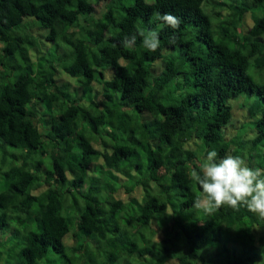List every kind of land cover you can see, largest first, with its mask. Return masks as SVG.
Here are the masks:
<instances>
[{
	"label": "trees",
	"instance_id": "1",
	"mask_svg": "<svg viewBox=\"0 0 264 264\" xmlns=\"http://www.w3.org/2000/svg\"><path fill=\"white\" fill-rule=\"evenodd\" d=\"M263 37L264 0H0V264H264V222L194 208L190 175L207 151L264 169ZM242 95L252 125L227 139Z\"/></svg>",
	"mask_w": 264,
	"mask_h": 264
},
{
	"label": "clouds",
	"instance_id": "2",
	"mask_svg": "<svg viewBox=\"0 0 264 264\" xmlns=\"http://www.w3.org/2000/svg\"><path fill=\"white\" fill-rule=\"evenodd\" d=\"M160 28L178 29L181 20L171 13H156ZM142 46L149 51L160 47L159 32L142 30ZM135 34L125 36L121 44L125 48L136 44ZM175 34L169 43L175 44ZM216 151H207L190 173L200 189V196L194 200L193 207L203 209L211 216L224 205L233 211L246 208L248 212L264 222V169L249 167L241 156L226 155L217 159Z\"/></svg>",
	"mask_w": 264,
	"mask_h": 264
},
{
	"label": "rangeland",
	"instance_id": "3",
	"mask_svg": "<svg viewBox=\"0 0 264 264\" xmlns=\"http://www.w3.org/2000/svg\"><path fill=\"white\" fill-rule=\"evenodd\" d=\"M103 3V2H102ZM104 4V3H103ZM99 10H101V5H100V7H99V9L98 8H96V12L98 13L99 12ZM209 10V8L207 7V11ZM221 14L224 16V15H227L228 14V11H226V10H223L222 12H221ZM247 18H249V15L247 16ZM34 34L36 33V35H38L37 36V40H38V45H39V47L41 48V49H45V48H47V50L49 49V48H53V44H51L50 43V41L49 40H47L46 39V35H47V33H48V30H46V29H43V28H41V27H39V26H36V28L35 29H33V31H32ZM263 39H264V37H263ZM250 62H252V61H250ZM59 72H61V73H63L64 75H66L67 74V72L63 69V68H61V69H59ZM66 74H65V73ZM247 74L255 81V82H257V83H263L264 82V67L263 68H259V69H256V68H254V66L252 65V63H251V65H250V67H249V69H248V71H247ZM68 75V74H67ZM66 75V76H67ZM68 77V76H67ZM67 77H64V76H62V78L60 79V80H62V81H71L69 78H67ZM93 84H95V82L93 83ZM94 89L96 90V91H98L99 89H100V87L97 85V84H95L94 86ZM77 88V89H76ZM72 91V93H77V97H78V100H81V97L82 96H84L85 95V98H86V95H89V91H88V89L87 88H84V89H82V88H80L79 89V87L78 86H76V85H72L71 84V88H70V92ZM78 91V92H77ZM84 92V93H83ZM96 97V94L94 95V97L93 98H95ZM98 99L100 98V97H97ZM87 100V99H86ZM254 101H255V97H247V96H245V95H242V96H239L238 98H235V99H233V100H231L229 103H230V105H231V107H232V110H233V113L234 114H232V119L230 120V123H229V125L227 126V128L225 129V131H224V133H225V137L227 138V139H231L232 137H234L236 134V130H237V128H238V126L241 124V123H243V122H245L246 121V123H243L242 124V127H241V129L239 130V134H244V132L246 131H248L249 130V127L252 125L251 123L249 124V121H247L248 120V118H249V115H248V110H251V109H253V104H254ZM85 101H83V103H84ZM138 116H140V114L138 115ZM96 145V144H95ZM122 182V181H121ZM119 197H121V198H123L124 200H126L127 198H126V196L124 195V194H122V193H120V195H119ZM9 231H10V229H9ZM0 237H1V235H0ZM63 242H64V244H66V245H68V246H73V244H75L74 243V241H73V239H72V237H71V235H67L66 237H64L63 238ZM89 254H90V252L87 254V257H86V259L87 258H89ZM93 255H94V252L91 254V259H92V257H93ZM100 254L98 255V253H96L95 255H94V257H99L100 258ZM103 256V255H102ZM149 257L150 256H146V258H148L149 259ZM57 259H60V258H62V257H56ZM102 258V257H101ZM71 260H74V257L72 256L71 257ZM65 261H66V259H65ZM126 263V261H124V259H121V260H119V262L117 263V264H125Z\"/></svg>",
	"mask_w": 264,
	"mask_h": 264
}]
</instances>
